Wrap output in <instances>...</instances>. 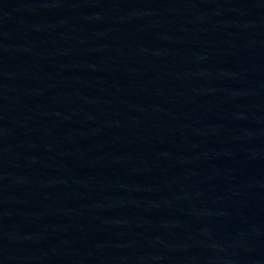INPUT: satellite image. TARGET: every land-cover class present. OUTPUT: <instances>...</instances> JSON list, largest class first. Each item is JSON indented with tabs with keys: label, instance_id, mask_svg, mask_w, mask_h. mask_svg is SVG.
Masks as SVG:
<instances>
[{
	"label": "water",
	"instance_id": "water-1",
	"mask_svg": "<svg viewBox=\"0 0 264 264\" xmlns=\"http://www.w3.org/2000/svg\"><path fill=\"white\" fill-rule=\"evenodd\" d=\"M0 264H264V0H0Z\"/></svg>",
	"mask_w": 264,
	"mask_h": 264
}]
</instances>
